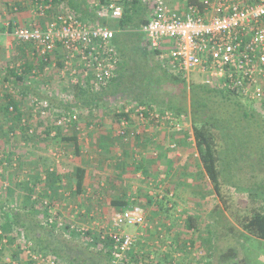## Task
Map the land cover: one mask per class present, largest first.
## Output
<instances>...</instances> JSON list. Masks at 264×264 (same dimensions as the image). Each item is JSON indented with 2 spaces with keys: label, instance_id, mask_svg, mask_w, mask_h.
<instances>
[{
  "label": "crops",
  "instance_id": "0c3cea01",
  "mask_svg": "<svg viewBox=\"0 0 264 264\" xmlns=\"http://www.w3.org/2000/svg\"><path fill=\"white\" fill-rule=\"evenodd\" d=\"M165 1L175 9H181L185 4L184 0ZM53 3L51 0H0V85L9 69H15L18 74L27 76H37V72H40L43 59L33 53L31 44L18 42L13 32L17 25H30L33 22L46 25L60 11L65 10L62 3L55 6ZM40 6H44L43 13ZM149 6L153 12L151 4ZM55 54L45 66L52 65L57 70L59 79L64 80L59 73L62 58L60 50ZM27 64L32 68L28 73H24ZM26 83V87H32L29 82ZM43 91L46 95L51 94V87L46 85ZM28 117L31 122L28 133L35 135L41 142L38 145L37 140H34L25 144L29 145L25 148V154H17L15 147L10 148V155L17 157L12 162L16 172L7 176L5 169H0V185L4 187V184H7V187L14 188L16 193L19 192L16 188H20V192L27 195V206L33 203L42 204V221L51 215V208L44 205V201H47L55 211L56 219L62 220L73 233L79 232L84 225L83 219L98 220L110 217L112 220L116 211L132 204L146 206L147 212L151 207L148 219L157 224L164 217H172L174 208V212H181L182 208L178 204L182 203L178 197H183L193 208L192 211L184 209L188 214L183 220L187 215L195 216L197 229L202 216L207 220V232L203 240L210 241L220 232L223 235L226 229L232 231L234 228L239 230V233L245 232L250 237H255L233 219V209L224 208L200 162L192 127L176 132L149 119L141 121L137 116H132L129 118L128 135L121 137L117 134L121 116L116 113L112 118L103 115L97 118L80 117L79 123L74 124L71 130L68 129L70 132L61 135L57 131L54 134L56 129L53 128V121L51 122L49 116ZM38 120L47 122L44 132L41 131L39 136L36 128ZM48 123H51L53 128L49 135ZM12 135L15 136L16 133ZM52 139L66 144L67 148L63 145L57 146L64 152L59 160L47 152L46 146ZM173 144H176L175 147ZM42 145L46 152L41 156L36 149ZM28 159L30 166H18V162L23 163ZM254 168L250 170L254 171ZM243 169L238 166L236 173L234 168H229L231 176L226 174L228 177H223L233 196L237 215L240 206L250 202L264 203V175H260L258 171L251 173L247 178L248 175L241 172ZM9 176L12 180L10 184L4 181ZM124 203L126 205L122 206ZM151 232L153 233V230ZM145 236L143 232L139 241L145 242ZM223 236L228 238L227 235ZM175 237L174 248L179 246V249H183V240L179 239L178 235ZM20 248L23 254H19V248L15 249L16 253L6 258V264H44L33 260L22 246ZM236 252L234 256L233 253L228 254L229 261L236 260ZM221 255L219 252L220 264L224 259ZM219 260H216L215 264H219Z\"/></svg>",
  "mask_w": 264,
  "mask_h": 264
},
{
  "label": "built area",
  "instance_id": "2783aa9c",
  "mask_svg": "<svg viewBox=\"0 0 264 264\" xmlns=\"http://www.w3.org/2000/svg\"><path fill=\"white\" fill-rule=\"evenodd\" d=\"M139 1L144 5L151 4L153 9L152 16L142 25L141 31L152 49L161 50L159 58L168 61L176 74L185 76L188 81L192 73L196 74L201 78L202 85L217 86L230 92L264 114V0H184L181 9L171 7L165 0ZM100 2L91 0L95 6ZM40 10L43 13L44 6H40ZM107 10L109 17H121L124 4L112 1ZM13 34L18 42L31 44L33 53L44 61L49 62L60 50V76L73 87L84 86L88 81L96 88L106 87L115 77L120 64V54L114 42L116 30L107 24H92L70 11H60L46 25L37 22L17 25ZM163 40H168L170 44L168 51L161 47ZM31 106L37 116L47 117L51 100L35 96L31 99ZM116 111L118 115L122 112L129 115L121 116L117 130L121 137L128 135L129 118L132 116L141 121L149 119L176 132L192 127L187 114L178 115L154 104H128ZM79 120V112L72 110L57 115L53 125L56 129H70ZM49 154L59 160L64 152L52 148ZM44 205L51 208V215L43 223H56L63 230L64 222L56 219V213L47 201ZM146 226L145 208L132 204L116 211L112 227L96 235L99 241L110 244L116 264H163L153 254L138 249L137 243L143 233L129 230L130 227ZM78 231L83 235L88 233L85 228ZM0 237L1 249L6 242L1 228ZM22 248L37 262L62 264L56 258L36 251L33 242L25 237ZM194 249L197 250L188 241L182 250L193 251L195 260L192 264H203L199 259L202 251ZM181 253L174 254L167 264H186L181 260Z\"/></svg>",
  "mask_w": 264,
  "mask_h": 264
},
{
  "label": "trees",
  "instance_id": "16d2710c",
  "mask_svg": "<svg viewBox=\"0 0 264 264\" xmlns=\"http://www.w3.org/2000/svg\"><path fill=\"white\" fill-rule=\"evenodd\" d=\"M51 1L52 3L54 2V6L62 3L65 11L73 12L76 16L92 24H107L116 30L114 42L120 54V64L115 77L108 86L103 88H96L89 81L84 86L75 85L73 88L74 93L72 92L70 97L71 101L69 100V109L73 108L80 112L89 110L94 113L102 106L109 105L110 102L123 100L124 106L127 103L137 105L154 104L160 109L172 110L178 115L182 113L186 114L177 98L162 87L161 73L159 72V69H161L160 64H154L152 62V55L157 56L156 58L158 60L160 59L158 55L161 50L158 48H151L150 52H146L143 44L139 40L138 42H134L133 46H130L132 54L125 49L126 40L121 35L126 34L130 30L134 31V29L138 31L139 34L144 35L141 31V27L149 21V19L144 18L140 21H136V16L139 14L140 10L143 9L139 0H101L98 6L93 5L90 0ZM112 1L124 4V12L121 17L112 18L108 16L107 6ZM132 34L138 35L134 32H132ZM118 35H120V37ZM123 45L125 46L124 48ZM46 62L47 61L42 60L40 70L44 69ZM31 68L29 64L25 65L24 73H28ZM6 73L7 76H5V79L13 82V85H21V92L23 94L27 95L32 92L30 87L25 86L27 85L26 75L18 74V71L15 69H9ZM171 82L178 86L182 85L185 89L189 88L191 105L195 109L206 106V103L202 101L203 98H201L205 93L220 94L226 98L232 96L237 99L232 93L226 92L217 86L207 87L194 83L191 85V83L187 82L186 77L182 75L172 74ZM235 103L241 107L245 105L239 99H237ZM244 113L248 116L246 111ZM124 115L129 116L124 112L119 114V116ZM211 117L207 116L206 118L203 117L202 114L199 118L195 116V118L191 119V125L203 169L210 178L213 188L223 203L224 208L229 210L234 208L235 204L232 201L233 196L230 193L229 187L223 180L225 174L222 170L220 138L222 137L226 144H228L226 140L227 136H232L231 130L233 129L236 131L237 128H233L229 121H227L226 124L221 121L219 122L216 115ZM0 122V128L3 130L5 129L4 135L6 137H10V135L16 133L19 128L26 134L31 127L29 117L26 116L24 109L14 98V95L10 93H0ZM42 123L44 122L39 120L37 125ZM52 129L51 125L48 126L47 135L51 133ZM24 133L23 136L25 135ZM37 133L39 136L40 132L38 128ZM27 138L30 139L31 137L29 136ZM232 140L235 141L234 139ZM250 140V137L243 139L245 143L250 142ZM10 148L11 147H9V149ZM2 157V162L11 163L12 156L9 153H5ZM230 174L231 173H229V176H231ZM80 186L81 181L79 180L78 187ZM121 205L124 206L126 203ZM42 211V204L33 203L30 206L25 205L23 208L10 210V212L7 213L12 228L14 229L15 226L19 234H23L25 238L32 241L36 251L43 253L47 257L56 258L62 264H116L113 262L110 244H105L99 241V239L94 238L92 232H88L84 234L85 236H81L77 239L73 236L75 232H71L72 235L68 236L67 233L64 234V232H62L63 230L57 227L56 223L52 225L44 224L40 219ZM237 211L239 213V215L236 216L238 224L249 234L264 240V203L257 205L254 202H250L244 206L238 207ZM183 221L186 233L197 230V220L195 216L187 215ZM68 227L69 226L66 225L64 229L68 230ZM191 242L193 243V241ZM184 247L185 243H183V248ZM234 255L235 251L233 253V256ZM166 256L169 257V255ZM222 256L226 258V260L221 264H238L235 259L227 261V258H229L228 252L224 253ZM170 260L171 258L169 261ZM169 261H167V263Z\"/></svg>",
  "mask_w": 264,
  "mask_h": 264
},
{
  "label": "rangeland",
  "instance_id": "374dc122",
  "mask_svg": "<svg viewBox=\"0 0 264 264\" xmlns=\"http://www.w3.org/2000/svg\"><path fill=\"white\" fill-rule=\"evenodd\" d=\"M177 1L179 2L181 0H177ZM140 5L143 7V9H141L139 14L136 16V21H140L143 18L148 19L152 12L149 5H144L141 3ZM135 31H136L135 29L134 31L130 30L126 34L121 35L126 40V47L123 45V48L125 47L126 51L132 54V49H130V46H133V43L138 42L139 40L143 44L144 50L146 52H150L151 47L149 46L146 37L142 34H139L138 31L136 32ZM132 32L138 35H133ZM118 36L120 37V35ZM161 47L163 50L168 51L170 48V44L168 43V40H163V42H161ZM152 56H153L152 62L154 64L158 63L161 66L159 72L161 73L162 87L165 88V90L168 91V93L174 95V97L177 98V100L183 106L184 112L191 119L195 118V116L199 118L201 114L203 115V117L206 118L207 116L211 117L213 115H216L217 118L219 119V122L221 121L224 124H226L227 121H229L233 128L238 129V130L236 129V131H234L233 129L231 130L233 137L227 136L226 140L228 141V144H226V142L223 140L222 137L220 138L222 170L225 174V178L228 177L226 174L229 175L230 173L229 168H234V172L237 173V170L235 169L238 168V166H240L241 169L244 168L243 169L244 171L241 172L244 175H248L246 176L247 178L251 173L253 172L258 173V171L260 175H264V170H257V169H264V114H262V112L257 110L255 107H252L245 103L243 107L239 106L238 104L235 103L238 98L236 99L235 97L232 96L226 98L220 94L216 95L213 93L203 94L201 98H203L202 101L206 103V106L203 108L195 109L191 105V95L189 88L185 89L182 87V85L178 86L171 82V75L172 74L176 75V72L173 70V67H171L170 63L162 59L158 60L156 58L157 56L155 55ZM13 63L15 62L13 61ZM36 75L37 76L26 75L27 76L26 82H29V85L32 86L31 93L27 95L23 94L21 92L22 90L21 85L20 86L13 85V82L11 81L8 82L5 78H2V81L4 83L2 82V84L0 85V93L1 94L10 93L14 95L15 99L18 100L17 102H19L20 106L24 109L26 116L36 115L33 112L31 106V99L33 97L47 96V98H50L51 100V108L49 113V119L51 120V122L60 113L75 110L73 108L69 109L70 106L68 105L71 101L70 97L72 95V92L74 93L73 91L74 87L70 85L68 82H66V79L64 80L59 79V74L52 65L45 66V69L40 70V72L39 73L37 72ZM5 76H7V74H5ZM189 78L190 79L189 81L187 80V82L191 83V85L192 83L197 85H202L200 83L201 78L196 74L192 73L189 76ZM46 85H49V87H51V91H50L51 94L46 95L45 91H43V88ZM123 102H124L123 100H119L117 102H110L109 105L102 106L100 109H98L97 112L94 113L89 110H84L83 112H80L78 110L77 111L79 112L80 117L83 118L93 117V116L97 118L99 115L108 116L112 118V116L116 115L117 113L116 110L124 106ZM128 104L130 103H127L126 105ZM245 111L248 113V116L245 115L244 113ZM46 124L47 122L37 125L38 131L44 132L43 129L46 126ZM48 124L51 125V123ZM53 128L56 129V127ZM4 131L5 129L3 130L0 128V169L3 170L4 168L6 171V175L8 176L16 172L15 170H13L14 167H12V162L13 160H15L14 158H17L16 156L11 157V163H7V164H4V162L1 161V158H3L2 156L5 153H9L10 151L9 147L11 148L15 147L16 153L18 152L17 154H21L20 152H23L22 154H25L26 153L25 148L29 146V145L26 146L25 144H29L31 143V141L33 142L34 140L36 141L37 139L33 134L32 135H30L29 133L25 134L23 130L20 128L17 129L16 135L15 136L12 135L11 137L8 136L6 137L4 135ZM56 131L58 133H61V135L70 132L68 131V129L59 130V128H57ZM23 133L25 134L24 136ZM29 136L31 137L30 139L27 138ZM249 137L251 139L250 142L245 143L243 139ZM232 139H234L235 141H233ZM36 142L39 145V142L41 141L37 140ZM61 145L66 147V144H64L62 141H55V139H52V141L48 142L46 146V148H48L47 149L48 154L50 152V149L57 148V146L59 147ZM46 148L43 147L42 145L39 146V149L36 150L39 151V154L41 155L42 153L46 152ZM18 164H19L18 166H30V161L28 159L23 163L18 162ZM251 168H254V171L250 170ZM4 181H6L9 184L12 182L10 176L9 178L7 177L6 179H4ZM7 186H8L7 184H4V187H1L0 185V226H1L0 228L3 231L4 238L6 239V242L3 243L2 248L0 249V264H6V262H8L6 258L13 256V253L17 248H19L21 251L19 254L20 255L23 254L22 249L20 247L24 243V235L21 233L19 234L15 226L14 229L12 228L8 220L7 213H9L10 210L23 208L27 204L26 203L27 195L25 194V192L24 194L21 193L20 188H16L17 191H19L16 193V190H14V188H8ZM178 198L182 203V204H178L182 208L181 212H177V213L174 212L176 210L174 208L172 212L173 215L172 217L170 215H169L170 217L169 216L164 217L157 224H154V222L149 221L148 219V226L144 228L138 227L134 229V227H130V231L137 233L144 232L146 235L145 242L138 241L137 243V247L139 250L144 251L147 254H153L163 264L167 263V261H169V259L177 252H182L181 253L182 262L186 264H192L193 260H195L193 251L183 252L182 249L178 248L179 246L177 247L175 246L176 248H174L173 246L174 242L176 241L175 236L178 235L179 239L183 240V243L186 244L188 241H193V243L192 242L191 243L193 247L197 249L194 250L202 251L203 254L199 257V259L202 261L203 264H215L216 260L217 261L219 260V256H218L219 252L222 255L227 252L228 254L231 253L232 255V253H234V250L237 251L236 252L237 258L235 261L238 264H264V241L256 237H250L245 232L239 233V230L236 231L235 228L232 231H229L228 229L223 231L224 232L223 235L228 236L227 239L226 236L221 235L220 232V234H217L216 238L213 239L211 237L212 239H210V241H205L203 240V237L205 238V232H207L206 230L207 220L204 218V216H202L201 219L199 220L198 229L195 230L194 232L186 233V229L182 225L181 221L183 220V217L186 214H188L185 213L186 212L185 210L192 211L193 208L191 207V204L188 202V200L186 201V199L183 197H178ZM256 204L260 205L261 203H256ZM141 206H143L146 210V206L144 205ZM232 209H233L232 216L233 219H235L236 221L237 219L236 217L237 213H235L236 206ZM151 210H152L151 207L149 208V212H147L148 210H146L147 218ZM82 222H84V225L82 224L83 226L81 228H85V230H88V232H92L94 234L93 237L96 239L99 238L96 235L99 233V231L108 230L112 227V220L110 217L106 219H98V220L83 219ZM70 223L73 224L72 222ZM151 230H153V233L151 232ZM62 232H64V234L67 233L68 236L72 235L71 231L66 229H63ZM73 236H75L74 238L77 239L85 235L76 232L73 234ZM169 241H171V243H169ZM229 247H232L234 250L229 249ZM166 255H169V257H167ZM224 259H222L223 260L221 261L222 263L225 261ZM219 264H220V260H219Z\"/></svg>",
  "mask_w": 264,
  "mask_h": 264
}]
</instances>
